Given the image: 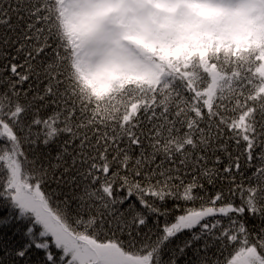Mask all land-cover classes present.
Segmentation results:
<instances>
[{"label":"snow or ice","instance_id":"snow-or-ice-1","mask_svg":"<svg viewBox=\"0 0 264 264\" xmlns=\"http://www.w3.org/2000/svg\"><path fill=\"white\" fill-rule=\"evenodd\" d=\"M0 264H264V0H0Z\"/></svg>","mask_w":264,"mask_h":264}]
</instances>
